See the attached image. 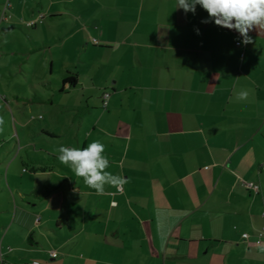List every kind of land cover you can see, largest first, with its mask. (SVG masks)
Returning <instances> with one entry per match:
<instances>
[{
  "label": "crops",
  "instance_id": "crops-1",
  "mask_svg": "<svg viewBox=\"0 0 264 264\" xmlns=\"http://www.w3.org/2000/svg\"><path fill=\"white\" fill-rule=\"evenodd\" d=\"M4 1L0 29L35 25L12 43L30 90L0 91V264H264V30L242 45L177 0ZM96 140L120 192L57 159Z\"/></svg>",
  "mask_w": 264,
  "mask_h": 264
},
{
  "label": "clouds",
  "instance_id": "clouds-1",
  "mask_svg": "<svg viewBox=\"0 0 264 264\" xmlns=\"http://www.w3.org/2000/svg\"><path fill=\"white\" fill-rule=\"evenodd\" d=\"M199 5L208 14V19L201 23L214 22L218 27L234 30L242 39V45L253 43L249 35L252 30H264V0H177V8L185 13L196 12ZM199 34V29H196ZM247 92L241 91L238 100H245ZM4 119L0 117V132L3 131ZM59 162L77 176L96 194H103L105 186L119 187L125 178L106 171L109 159L104 155L105 146L99 140L93 141L85 147H68L60 145L55 150ZM264 251V249H261Z\"/></svg>",
  "mask_w": 264,
  "mask_h": 264
},
{
  "label": "rangeland",
  "instance_id": "rangeland-1",
  "mask_svg": "<svg viewBox=\"0 0 264 264\" xmlns=\"http://www.w3.org/2000/svg\"><path fill=\"white\" fill-rule=\"evenodd\" d=\"M7 6V9L4 12V7ZM9 9V3L8 0H5L3 3V8H2V17L6 16V12ZM7 17V16H6ZM26 26V27H25ZM4 28V29H3ZM0 29V75L4 74V77L0 76V91L4 88H7L8 90H11L13 92L18 91L19 93H23L26 90H30V86L27 83V81L23 80L20 75L23 77V75L19 72V61L13 57V55L15 54L16 51L20 52L21 50H19V47H16L18 45L16 44H12L13 42H21V39L23 38V34H28L29 29L27 27V24L21 26V27H14V29H16V31L14 32H10L8 30V28L3 27ZM13 53V54H12ZM19 54V53H18ZM38 68V67H37ZM28 71V70H27ZM44 72H39L36 75V89H37V94H44L45 91V87H46V83L45 80L47 78V75H43ZM29 75V73H28ZM26 73V79L29 78V76ZM1 101L2 98H0ZM53 104L54 107L52 109H55V113L57 116L60 115V112H58V101L56 100V98H53ZM3 103H5V101H3ZM1 103H0V117H3L4 119V124H3V131L0 132V136H5L7 134H10L11 131L14 132V128H13V123H15L12 120L7 119V115L2 112L1 110ZM36 107V108H35ZM33 109V111L28 110V112H26L25 115H22V120L24 123L27 122V120L29 119V122L27 123H34V124H38V123H43L45 118L47 119L48 116H50V113H47L45 111L44 106H35ZM32 112H34L32 114ZM53 117H55L53 115ZM57 118V117H55ZM8 123H11V129L8 126ZM16 123H18V121H16Z\"/></svg>",
  "mask_w": 264,
  "mask_h": 264
},
{
  "label": "built area",
  "instance_id": "built-area-1",
  "mask_svg": "<svg viewBox=\"0 0 264 264\" xmlns=\"http://www.w3.org/2000/svg\"><path fill=\"white\" fill-rule=\"evenodd\" d=\"M4 9H5L4 10V12H5L7 9V6H5ZM4 12H3V14H4ZM42 17L43 16L40 15L39 19H41ZM2 19H4V16L2 17ZM34 25H35V21L27 23L28 27H33ZM93 43L96 44L97 43L96 40H93ZM108 100H109V94L104 93L102 96V105L104 108L107 106ZM243 185L246 189L252 191L254 194H257L259 191L258 186L254 185L252 183H244ZM120 191H121V187L118 188V192H120ZM262 216L264 217V214ZM250 237H251V235L249 233H242L241 234V240L245 244H248L250 242ZM254 245L257 247H264V225L256 231V233L254 235ZM50 257L56 258L57 253L51 252ZM33 264H39V263L34 262Z\"/></svg>",
  "mask_w": 264,
  "mask_h": 264
},
{
  "label": "trees",
  "instance_id": "trees-1",
  "mask_svg": "<svg viewBox=\"0 0 264 264\" xmlns=\"http://www.w3.org/2000/svg\"><path fill=\"white\" fill-rule=\"evenodd\" d=\"M65 82H70V83H73L74 81H73V80H70V81L68 80V81H65Z\"/></svg>",
  "mask_w": 264,
  "mask_h": 264
}]
</instances>
